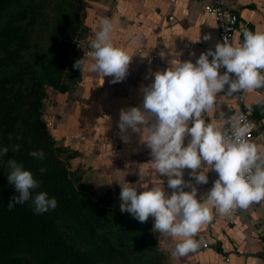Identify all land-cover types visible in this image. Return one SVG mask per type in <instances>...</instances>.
<instances>
[{
    "label": "clouds",
    "instance_id": "9594fccd",
    "mask_svg": "<svg viewBox=\"0 0 264 264\" xmlns=\"http://www.w3.org/2000/svg\"><path fill=\"white\" fill-rule=\"evenodd\" d=\"M99 24L90 43L93 62L88 63L84 58L74 67L81 72L86 68L102 77L111 76L112 83L121 82L128 74L133 56L113 43L114 25L110 18L102 17ZM242 36L243 41L236 44L223 38L215 44L214 51L210 48L202 52L195 63L171 61L170 67L155 72L154 81L143 88L141 106L120 111L121 132L131 129L141 135L151 150V167L156 174L167 178L166 185L173 190L167 195L164 187L126 183L121 186L120 210L141 223L151 216L155 232L180 238L173 252L176 257L201 247L197 234L212 221L214 212L227 216L237 208L246 209L264 200V146L248 139L253 123L243 113L214 121L204 118L221 94L231 97L264 88V31L244 29ZM14 150L18 151L19 145ZM7 151L4 148L2 154ZM30 156L42 160L45 153L33 151ZM7 163L8 181L17 192L12 198L15 204L31 199L35 214L57 207V200L49 198L46 192L33 196L41 182L22 163L14 159ZM185 169L192 170L187 181ZM39 171L43 174L46 169ZM210 171H215L218 179L197 199L198 186L209 183ZM138 187L144 189L139 194Z\"/></svg>",
    "mask_w": 264,
    "mask_h": 264
},
{
    "label": "crops",
    "instance_id": "0c3cea01",
    "mask_svg": "<svg viewBox=\"0 0 264 264\" xmlns=\"http://www.w3.org/2000/svg\"><path fill=\"white\" fill-rule=\"evenodd\" d=\"M222 1L240 18L235 44L243 41L242 32L247 27L264 31V0ZM88 4L74 65L84 58L93 62L89 55L91 37L99 29L102 17L113 22V43L127 49L133 58L121 82L112 83L111 76L102 77L86 68L81 72L74 67L81 73V80L71 91L63 94L48 88L45 108L53 114L52 135L58 146L77 154L76 164L84 171L83 183L92 187L96 197L111 192L113 208L120 209L121 186L126 183L164 187L166 194L171 195L173 190L167 187V178L151 167V150L141 135L131 129H119L120 111L141 106L143 88L154 81L155 72L170 67L171 61L195 63L202 52L215 49L219 41L217 24L207 15L202 0H89ZM205 36L210 39L205 40ZM239 107L253 112L258 127L256 144L264 146V88L246 91L241 96L221 94L204 118L219 120ZM183 171L184 179L190 180L192 170ZM208 179V184L198 186L197 199L212 188L218 174L210 171ZM143 190L138 187V194ZM156 236L168 264H264V200L246 209L237 208L227 216L214 212L212 221L197 234L201 247L186 256H173L180 238L159 232Z\"/></svg>",
    "mask_w": 264,
    "mask_h": 264
},
{
    "label": "trees",
    "instance_id": "16d2710c",
    "mask_svg": "<svg viewBox=\"0 0 264 264\" xmlns=\"http://www.w3.org/2000/svg\"><path fill=\"white\" fill-rule=\"evenodd\" d=\"M87 1L0 0V264H168L153 217L141 223L113 208L111 192L96 197L77 154L56 144L45 119L48 88L65 94L81 80L74 62ZM10 159L41 182L33 196L57 200L54 210L15 204Z\"/></svg>",
    "mask_w": 264,
    "mask_h": 264
},
{
    "label": "built area",
    "instance_id": "2783aa9c",
    "mask_svg": "<svg viewBox=\"0 0 264 264\" xmlns=\"http://www.w3.org/2000/svg\"><path fill=\"white\" fill-rule=\"evenodd\" d=\"M205 2V11L209 17L214 19L218 27V37L219 41L222 42L223 38H226L228 42L235 44V37L240 26V18L236 12L232 10L227 4L222 0H202ZM213 51L215 49H212ZM211 61V57H209ZM226 70V69H225ZM245 92L234 94L236 96H241ZM243 113L247 116L248 120L254 125L252 131L250 132L248 139L253 143H256V131L258 130L257 123L253 118V112L250 109H243L239 107L233 114ZM232 114V115H233ZM204 247L207 248L208 244L205 243Z\"/></svg>",
    "mask_w": 264,
    "mask_h": 264
},
{
    "label": "rangeland",
    "instance_id": "374dc122",
    "mask_svg": "<svg viewBox=\"0 0 264 264\" xmlns=\"http://www.w3.org/2000/svg\"><path fill=\"white\" fill-rule=\"evenodd\" d=\"M88 1H87V8H88ZM51 91V90H50ZM48 106V105H47ZM50 111L51 110H49V109H46L45 108V119H46V121L48 122V125L50 126V130H53L54 129V127H53V119H52V117H53V114L52 113H50Z\"/></svg>",
    "mask_w": 264,
    "mask_h": 264
}]
</instances>
